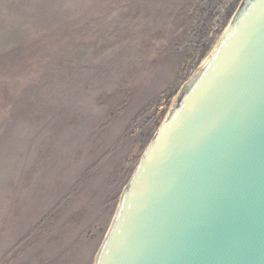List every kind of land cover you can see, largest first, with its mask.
<instances>
[{"label":"rangeland","instance_id":"1","mask_svg":"<svg viewBox=\"0 0 264 264\" xmlns=\"http://www.w3.org/2000/svg\"><path fill=\"white\" fill-rule=\"evenodd\" d=\"M239 1L0 0V264H93Z\"/></svg>","mask_w":264,"mask_h":264},{"label":"water","instance_id":"2","mask_svg":"<svg viewBox=\"0 0 264 264\" xmlns=\"http://www.w3.org/2000/svg\"><path fill=\"white\" fill-rule=\"evenodd\" d=\"M93 264H264V0H240L123 186Z\"/></svg>","mask_w":264,"mask_h":264},{"label":"bare ground","instance_id":"3","mask_svg":"<svg viewBox=\"0 0 264 264\" xmlns=\"http://www.w3.org/2000/svg\"><path fill=\"white\" fill-rule=\"evenodd\" d=\"M215 46V45H214ZM214 48V47H213Z\"/></svg>","mask_w":264,"mask_h":264}]
</instances>
